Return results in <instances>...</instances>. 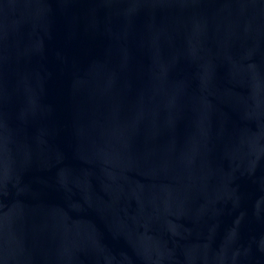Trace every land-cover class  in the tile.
<instances>
[{
  "label": "water",
  "instance_id": "1",
  "mask_svg": "<svg viewBox=\"0 0 264 264\" xmlns=\"http://www.w3.org/2000/svg\"><path fill=\"white\" fill-rule=\"evenodd\" d=\"M0 264H264V0H0Z\"/></svg>",
  "mask_w": 264,
  "mask_h": 264
}]
</instances>
